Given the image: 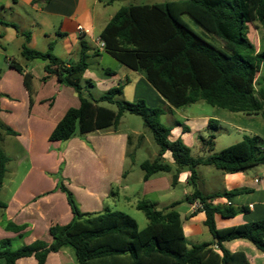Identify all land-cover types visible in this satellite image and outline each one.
Returning a JSON list of instances; mask_svg holds the SVG:
<instances>
[{"label":"trees","instance_id":"trees-1","mask_svg":"<svg viewBox=\"0 0 264 264\" xmlns=\"http://www.w3.org/2000/svg\"><path fill=\"white\" fill-rule=\"evenodd\" d=\"M184 14L193 16L199 26L216 40L220 39L217 41L224 49L193 31L182 21ZM249 24H259L264 29V0H172L121 7L104 27L99 39L105 44V53L126 68L141 73L172 108L204 102L214 108L264 118V88L256 87L264 65V51H257L249 39ZM6 25L17 29L15 24ZM26 37L28 41L29 34ZM51 48L41 52L23 45L21 50L26 61L46 62L47 76L43 81L55 76L59 83L73 88L80 100V106L68 109L56 125L49 137L51 142H65L79 134L116 127L125 113H131L142 118L159 146V156L141 164L146 180L154 174L173 170L162 160L167 151L177 167L174 184L178 173L187 168L194 188L199 178L197 168L201 165L213 166L223 173H237L264 165V139L258 135H245L240 142L219 152H214V135L201 138L203 150L210 154L194 158L191 149L180 138L171 140V129L160 122L164 114L162 108L149 109L142 99L136 103L118 100L122 86L109 89L99 98L93 97V84L83 80L89 67L88 48L84 42L78 62L71 64L53 55ZM10 65L23 75L24 84L30 90L32 76L24 73L19 63L12 61ZM212 123L215 120L209 121V125ZM5 132L16 134L10 128H5ZM1 142L0 134V186L8 161ZM59 187L67 196L72 220L66 225L50 228L51 244L37 240L10 250L3 241L0 258L5 264H16L18 259L29 256H34L38 264H45L50 253L67 247L74 250L78 264H250L244 253L230 252L223 245L234 239L247 240L264 253V219L219 229L215 214L231 218L245 212V208L214 207L209 202L213 196H205L199 190L187 199L202 205L205 225L213 241L189 246L177 204L158 210L155 204L138 202L137 209L148 220L147 226L140 229L137 221L122 211L81 212L73 193L62 182ZM241 193L243 190H234L223 195L231 199ZM0 207L4 208L5 204L0 203Z\"/></svg>","mask_w":264,"mask_h":264},{"label":"crops","instance_id":"crops-1","mask_svg":"<svg viewBox=\"0 0 264 264\" xmlns=\"http://www.w3.org/2000/svg\"><path fill=\"white\" fill-rule=\"evenodd\" d=\"M105 7L106 4H102L100 0H50L49 2L0 0V57L6 53L5 45L11 43H17L19 56L16 58L5 54L3 65L0 66L1 146L3 145L2 149L8 158L0 186V203L5 204L4 208L0 207V244L4 241L7 249L13 246V250H17L37 240L45 241L47 244L52 243L50 228L55 225H66L73 218L67 196L59 187L61 182L73 193L83 213L98 214L105 210L125 212L112 210L109 207L116 206L120 201L126 202V205H131L136 210L140 201L155 204L158 210H165L177 204L176 210L180 214L189 246L213 241V236L205 225L206 214L198 206L200 202L190 203L187 199L195 190H199L205 196H213L209 202L214 207L245 208V212L231 218L223 217L219 213L215 214L219 229L264 219L263 164L237 173H223L212 168L213 166L201 165L197 168L199 178L194 188L190 184L191 173L187 168L178 173L174 184L177 167L171 153L167 151L162 156V160L170 164L173 170L160 172L165 173L166 176L159 177L160 173H157L146 180L143 171L142 177H131L132 173L126 170L127 157L135 156V150L142 146L145 137L141 134L137 141L133 134L132 136L120 132L119 126L124 115L116 127L79 134L65 142L49 140L52 131L67 110L78 108L80 100L73 88L59 83L55 76H50L43 81V78L47 76L45 61L38 65L41 73L37 75L28 69L27 64L31 61H26L21 56L22 46L27 45L41 52L48 51L51 46L53 55L71 64L78 62L84 42L88 48V64L92 59H98V62H101L106 55H110L98 49V39L104 27L116 13L107 12ZM32 12L40 15L44 21L36 20ZM8 23L15 24L17 29L6 25ZM45 23L53 26L56 39L51 35L50 29L43 28ZM78 26H83L86 33L79 34ZM26 29H34L35 32L28 33L25 32ZM261 29H257V32ZM37 31L44 39L42 49H38L36 45ZM26 34H29L28 41ZM256 48L259 51V48ZM12 61L19 63L24 73L32 76L30 90L24 84L23 75L11 67ZM112 61L111 64L118 63L117 69L114 71L107 69L105 73L113 78H117L118 74L122 73L124 79H119L120 82L129 85L136 79L135 85L133 84L134 92L132 90L135 99L140 98L137 97V88L143 83L152 106L161 105L166 107L168 113H177L186 122H192L193 129L196 125L200 127L199 130L206 131L208 127L219 128L213 125L214 123L209 125L210 120H215L212 113L188 112L186 114L181 112L183 107L172 108L141 73L126 68L115 59ZM258 77H263L261 87L264 88V65ZM83 80L91 82L88 69ZM48 84L55 86V96L51 93L43 95L42 91L36 89L37 85L41 89L42 85ZM67 89H72L69 96L72 98V103L62 104L59 108L61 95L69 91ZM202 103L204 102L191 105H202ZM176 124L183 127L181 129L176 127L174 130L170 127L171 140L180 138L184 144L192 148L189 139L193 131L185 124L177 122ZM5 128L12 129L16 134H7ZM210 136L201 138L208 139ZM198 147L200 154L198 157L210 154L203 150L202 144ZM192 152L193 150L191 155ZM158 156L159 150L153 160ZM178 186L183 187V197L174 192ZM114 189L117 190L118 197L115 196ZM234 190H243V193L231 199L223 195ZM152 194L156 196L161 194V197L154 199ZM163 197H165L164 201H160ZM147 224L148 220L146 226ZM19 227L20 229H16ZM223 245L230 252L244 253L250 264H264V253L258 251L247 240L234 239L224 242ZM214 248L216 249V246ZM65 256L69 259L72 257L71 252L62 248L59 252L50 253L45 264H68ZM0 264H5L3 258H0ZM16 264H38V261L34 256H29L18 259Z\"/></svg>","mask_w":264,"mask_h":264},{"label":"rangeland","instance_id":"rangeland-1","mask_svg":"<svg viewBox=\"0 0 264 264\" xmlns=\"http://www.w3.org/2000/svg\"><path fill=\"white\" fill-rule=\"evenodd\" d=\"M102 2V4H106V11L114 14L118 9H120L123 6H131V5H151V4H156V3H165L167 1H172V0H100ZM178 1V0H177ZM102 9H104V7H101ZM32 16L36 19L42 22L43 18L38 15L35 12L31 13ZM182 21H184L193 31H195L198 35H200L201 37H203L204 39H206L207 41H209L210 43L214 44L215 46L224 49L221 45H220V39L217 41L213 35L209 34L205 29H203L202 27H200L193 18V16L184 14L181 16ZM44 21V20H43ZM51 24H53V22L50 20ZM49 24H43V28L44 29H50V33L51 35L56 39V34L55 30H53V26ZM257 29H261V26L259 24L257 25H252L249 24V32H248V36L250 38V40L252 41V43L259 48V51H264V29H261L260 31L257 32ZM34 33L35 30H28L26 29L25 32H30ZM38 35V43L36 44L38 49H42V45L44 43V39L41 35V33H39L37 31ZM6 53H3L4 56L0 57V66L2 67V61H4L5 58V54H7L8 56H15L16 58H18V48H17V43H11L10 45H5ZM112 60H114L112 57L110 56H105V58L103 59V61H99L98 59H92L89 61V68H88V72H89V76H90V81L93 84V87L91 88V93L93 95V97L98 98L99 96H101L102 94H105L108 92L109 89L113 88V87H118V86H122L123 92L121 94V96L118 97V100L120 101H128V102H132V103H136L137 101H139L140 99H142L143 101H145L147 108L149 109H153V108H162L164 110V114L160 117V122L166 126V127H171L174 129H176L177 123H181V124H185L186 126H188L193 133L190 135V139H189V143L191 145L193 152H192V156L197 158L200 154H199V145L200 143V139L201 137L207 138L209 135H214L216 138V145H215V152H219L222 149H225L231 145H234L236 143H238L239 141H241L243 139V137L245 135H258L264 138V118L261 115H253V116H247L244 115L242 113H233L227 110H222V109H218V108H214L211 107L205 103H202V105H187L185 107H183L181 109V112L188 114L189 113H198V114H208V113H212L214 119L216 120L215 123L213 125H217L219 128H210L208 127V131H206L205 129H200L199 130V126L196 125L195 128L193 129V124L192 122L188 123L186 122L182 117H180L177 113H168V110L166 109V107L158 105V106H152L150 103V97L148 96V92L146 90L145 85L142 83L139 88H137V92L138 95L137 97L140 98H134L133 94H132V90H133V84L135 85L136 79L132 82V84H126L124 82H120L119 79L123 78V74L119 73L117 78H113L110 77L109 75H107L105 72L107 69H110L111 71L116 70V64L118 63H113L111 64V62H113ZM43 61L40 60H35V61H31L29 62L28 65V69H30L31 71H34L35 74H39L41 73V70L38 68L39 64H42ZM127 70V69H126ZM259 76V74H258ZM136 77V76H135ZM131 78V77H130ZM105 79V80H103ZM124 79V78H123ZM132 79V78H131ZM133 80V79H132ZM263 77H257V83H256V87L257 89H259L262 85H263ZM103 81V82H102ZM124 81V80H123ZM38 91H42L41 93L43 95H48L51 93V95L55 96V86L53 84H48L46 86L42 85L41 89L40 86L37 85L36 88ZM69 91L64 92L61 95L62 100L59 103V108L62 106V104H70L72 103V98H70V92H72V89H67ZM134 92V90H133ZM102 105L107 106V107H111L113 109H117L116 106H112L109 105L107 103H102ZM203 106V108H202ZM180 126L179 128L181 129ZM119 130L121 133H126L127 135L130 134L133 137H135V139L138 141L139 137L141 134L144 135L145 140L143 141L142 146H140V148L135 150V156H133V158L131 157H127L128 161H127V165H126V170H129L132 175L131 177L137 178V176H143V170L140 168V164L146 160H153L156 156V154L158 153L159 150V146L155 143L154 139H153V134L152 132L147 129L144 125V122L142 120V118L138 115L135 114H131V113H125L123 118L121 119L120 122V126H119ZM3 147V145L1 146ZM132 150V149H131ZM191 150V151H192ZM131 152V151H130ZM134 152V150L132 151ZM130 160V162H129ZM256 167V166H255ZM262 167V166H261ZM214 168V167H212ZM205 170V169H204ZM204 172V171H203ZM159 177L161 176H166L165 173H160L158 175ZM56 177V176H55ZM59 178L61 177V174L58 176ZM130 177V178H131ZM114 194L116 197H118L117 195V190H113ZM176 194H178L180 197H183V187L178 186L175 188L174 191ZM164 195H166V193H163ZM152 197L155 198H159L161 197V194H159L158 196H156L155 194H152ZM112 199V196H111ZM165 197L161 198L160 201H164ZM111 202H113L111 200ZM124 201H120L119 203L115 205H110L109 207L112 210H123L126 213H128L130 216H132L138 223L139 228L142 229L146 226V222H147V218L145 216V214L142 211H138L136 209H134L131 205H126V202ZM13 246L9 247L8 249L13 250L12 248ZM69 252H71V261L70 259L66 257V262L68 264H78L77 260L75 259V254H74V250L70 247L66 248ZM64 257V255H63Z\"/></svg>","mask_w":264,"mask_h":264},{"label":"built area","instance_id":"built-area-1","mask_svg":"<svg viewBox=\"0 0 264 264\" xmlns=\"http://www.w3.org/2000/svg\"><path fill=\"white\" fill-rule=\"evenodd\" d=\"M77 29H78L77 31L81 35L86 33V30H85V28L83 26H78ZM104 47H105L104 42H102L100 39H98V49L104 50ZM198 206L202 208V205L200 203L198 204Z\"/></svg>","mask_w":264,"mask_h":264}]
</instances>
